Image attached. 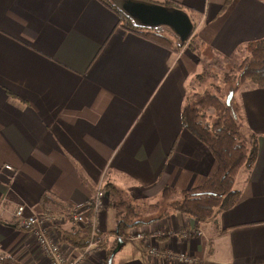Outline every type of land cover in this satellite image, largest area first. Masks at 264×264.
Returning <instances> with one entry per match:
<instances>
[{"label": "crops", "instance_id": "obj_1", "mask_svg": "<svg viewBox=\"0 0 264 264\" xmlns=\"http://www.w3.org/2000/svg\"><path fill=\"white\" fill-rule=\"evenodd\" d=\"M176 1L199 14L189 40L199 54L124 29L98 0H0V264H48L30 228L12 223L18 204L57 217L49 236L72 259L81 247L62 239L78 226L68 213L88 207L104 183L132 202L211 174L215 161L181 128L180 110L200 53L231 59L264 37V0ZM235 95L243 133L257 138L236 202L206 222L169 212L143 224V240L117 243L118 264H188L172 258L179 252L199 264H264V87L246 81ZM104 202L95 223L113 233ZM153 241L157 255L147 249ZM101 242L97 263L109 244Z\"/></svg>", "mask_w": 264, "mask_h": 264}, {"label": "trees", "instance_id": "obj_2", "mask_svg": "<svg viewBox=\"0 0 264 264\" xmlns=\"http://www.w3.org/2000/svg\"><path fill=\"white\" fill-rule=\"evenodd\" d=\"M98 1L116 14L118 17L116 24L124 29L172 51L176 52L185 47L197 54L189 40L199 14L184 4L176 0H131L154 3L167 10H178L182 13L185 9L195 14V19L188 17L192 23V29L189 35L181 40L167 25L142 24L111 0ZM167 27L171 30L170 32L163 29ZM246 47L247 53L236 67L235 86L225 96L222 97L208 90H189L180 110L181 128L202 142L215 161V167L206 179L188 189H177L164 185L156 197L146 204L145 209L150 212L147 218L140 217L142 210L129 199L127 200L123 192L114 184L106 182L99 187L98 190H102L107 199V206L113 210V232L117 234L115 243L118 240L124 241L120 235L125 234L126 229L163 218L169 212H179L192 218L195 222L201 223L214 218L219 212L230 208L236 202L240 190L236 187L235 177L241 168L246 175L249 173L257 154V138L255 133H243L240 127V107L235 92L246 81L264 87V37L249 41ZM198 76L199 74H197ZM208 109L211 110V113L206 112ZM115 193L119 195L117 200L112 199V194ZM44 196L47 195L44 193L40 202ZM93 202L94 200L89 201L88 207L85 208L77 209L76 207L78 212L84 213L85 219L90 218L93 213ZM89 227V223H85L82 228L71 226L72 231L69 232L72 234L61 233L60 230L59 232L66 243L75 247L79 244L82 247L87 242ZM100 244L105 243L101 242ZM113 248L112 245L106 249L104 260L97 264H108ZM1 262L3 264H19L10 258H3Z\"/></svg>", "mask_w": 264, "mask_h": 264}, {"label": "rangeland", "instance_id": "obj_3", "mask_svg": "<svg viewBox=\"0 0 264 264\" xmlns=\"http://www.w3.org/2000/svg\"><path fill=\"white\" fill-rule=\"evenodd\" d=\"M113 3H115L116 5L120 6L122 9H125V11L128 10L129 8V3L131 0H111ZM128 12V11H127ZM183 14H187V16L191 19H194L193 15H191V13L187 10H183ZM134 18V17H133ZM135 19V18H134ZM137 20V19H136ZM165 29L167 32H170L171 30L167 27V28H163ZM167 35L171 36V34L167 33ZM192 40H191V44H192ZM185 48V47H184ZM198 53V52H197ZM247 53V47L241 49L233 58L231 59H225L221 56L218 55V53L212 52L210 53V55H204L202 53H200L199 55V67L197 68L196 74L192 77V82H190L189 86V90H194V91H203V90H208L211 91V93H216L217 95L220 96H225L230 90L231 88H233L235 86L234 83V79L236 78L237 75V70L236 67L238 66V63L240 62V60L242 59V57ZM199 54V53H198ZM197 74H199V76L197 77ZM227 74V75H226ZM250 82V81H249ZM245 83V82H244ZM211 113V110L208 109L206 110V112ZM209 117H211L210 115H208ZM243 172L242 168L237 172L236 174V182L235 184L237 185L238 183V178L241 176V173ZM117 188V186H116ZM121 196H123L120 193ZM119 197V195H117V193L112 194V199L117 200ZM152 198L147 199V197H144L143 199L137 200V201H132V203L134 205H136L139 209H141V213H140V217L141 218H147L150 215V212L148 210L145 209L146 204L152 200ZM104 202V198L102 199V205ZM15 207V206H14ZM14 207L11 209L10 211V218L13 224H15V226L17 225L14 220H13V211H14ZM107 207V206H106ZM109 209H111L112 212V217H113V210L111 207H108ZM46 213V212H44ZM49 214V213H47ZM82 214L84 215V213L82 212ZM29 214H25V216H28ZM52 215V214H49ZM46 215L47 217H50L51 220L54 221V223L57 222V217L55 216H49ZM85 217V215H84ZM91 218V217H90ZM88 218V219H90ZM55 219V220H54ZM145 224V223H143ZM143 224H137L133 227H130L128 229L125 230V234L120 235L121 238L124 241H141L144 238V233H142L139 228L143 225ZM113 225H114V221H113ZM19 227V225H17ZM49 226H53L52 225V221L50 222ZM84 225H81V227H83ZM84 231V230H82ZM90 229L88 230V235H89ZM141 233V237H136L135 233ZM97 234H103L105 235V239L107 241V243L109 242V244H107V246H105V250L108 249L109 247H111L112 245L114 246V248L112 249L110 256H109V260H108V264H118V260H117V243H115L116 241V235L114 232L112 233L111 231L109 232H105V233H97ZM134 237V238H133ZM88 239V238H87ZM82 242V241H81ZM80 243V242H78ZM87 243V242H86ZM85 243V245H86ZM154 241L151 243H148V245H154ZM83 245L80 249V252L78 253V255L82 252L84 246ZM104 245V244H99ZM81 245H77L76 247L79 248ZM98 248V247H97ZM92 252V254L90 256H85L82 260L80 264H97V255H93L95 253ZM148 249V247H147ZM77 255V256H78ZM105 256V255H104Z\"/></svg>", "mask_w": 264, "mask_h": 264}, {"label": "built area", "instance_id": "obj_4", "mask_svg": "<svg viewBox=\"0 0 264 264\" xmlns=\"http://www.w3.org/2000/svg\"><path fill=\"white\" fill-rule=\"evenodd\" d=\"M3 168L10 173L14 172L13 167L9 164H4ZM104 198V192L101 190L97 191L96 197L93 202V213L90 219H85L84 215L81 212L73 209L68 213L69 218H71V222H75L78 224V228L80 225H84L85 223H89L90 232L88 235L87 243L84 246L82 252L76 256L75 258L70 259L65 255V252L61 249L59 242L55 240V238H51L49 236V229L52 226H49L50 222L54 223L47 213L40 214H27L25 210L27 209L26 205L18 204L14 207V211L12 213L14 222L19 225V227H28L31 230V235L33 236L37 248L39 252L44 256L47 260L48 264H80L81 260L87 255L90 256L94 249L98 247L99 243L104 240L103 234H97L98 229L95 223V216L97 210L102 206V199ZM52 216V215H49ZM55 220V219H54ZM141 233H135L136 237H141ZM165 231L159 229L156 234L153 236H161L164 235ZM134 238V237H133ZM121 240H118V242ZM148 251L152 255H157L159 253L158 247L156 244L147 245ZM164 255V254H163ZM173 259L184 262L188 264H199L198 260H194L192 257L188 256L187 253L179 252L171 255Z\"/></svg>", "mask_w": 264, "mask_h": 264}, {"label": "water", "instance_id": "obj_5", "mask_svg": "<svg viewBox=\"0 0 264 264\" xmlns=\"http://www.w3.org/2000/svg\"><path fill=\"white\" fill-rule=\"evenodd\" d=\"M128 6V12H126L142 24L151 26L167 25L181 40L185 39L192 29V23L188 16L178 10H167L154 3L138 1H130Z\"/></svg>", "mask_w": 264, "mask_h": 264}]
</instances>
